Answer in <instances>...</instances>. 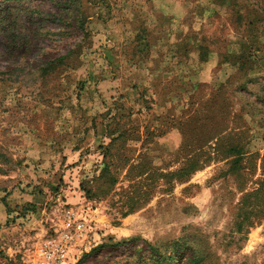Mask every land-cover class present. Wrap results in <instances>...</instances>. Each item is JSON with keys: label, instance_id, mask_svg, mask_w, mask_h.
Here are the masks:
<instances>
[{"label": "rangeland", "instance_id": "1", "mask_svg": "<svg viewBox=\"0 0 264 264\" xmlns=\"http://www.w3.org/2000/svg\"><path fill=\"white\" fill-rule=\"evenodd\" d=\"M263 178L264 0H0V264L65 190L94 225L65 264H264Z\"/></svg>", "mask_w": 264, "mask_h": 264}, {"label": "built area", "instance_id": "2", "mask_svg": "<svg viewBox=\"0 0 264 264\" xmlns=\"http://www.w3.org/2000/svg\"><path fill=\"white\" fill-rule=\"evenodd\" d=\"M60 216L51 231L41 238L33 250L36 264H63L82 252L89 233L94 229L93 218L82 210L58 203Z\"/></svg>", "mask_w": 264, "mask_h": 264}, {"label": "trees", "instance_id": "3", "mask_svg": "<svg viewBox=\"0 0 264 264\" xmlns=\"http://www.w3.org/2000/svg\"><path fill=\"white\" fill-rule=\"evenodd\" d=\"M260 186L262 187L261 189H264V178L261 180ZM60 202H64L67 205L69 204V205H71L73 207H76V208H78L76 206V204H79V203H76L75 205H73L72 203L67 202V200H66L65 197H61L60 198ZM36 208H37L36 207V202H34V200L33 201H29L26 204H22L19 207L20 210H22V209L25 210V213H26V217L27 218H30V217L33 216V213H34V211H35ZM80 210H82V209H80ZM82 211L85 214H88L84 210H82ZM135 239H137V238H133V239L127 241V242L131 243ZM148 247H149V256L147 258H149L150 261H152L154 264H170L169 260L171 258H175L176 260L179 259L177 257V252H175L173 254L172 253H167L166 251L162 250L160 247L155 246V245H151V244H148ZM195 263L198 264L196 261H195Z\"/></svg>", "mask_w": 264, "mask_h": 264}, {"label": "crops", "instance_id": "4", "mask_svg": "<svg viewBox=\"0 0 264 264\" xmlns=\"http://www.w3.org/2000/svg\"><path fill=\"white\" fill-rule=\"evenodd\" d=\"M18 196V202H20V204H26L29 201H33V200H37L40 197L37 196L36 194H33L32 192L26 191V192H20V194L16 191H13L8 198L13 199V198H17ZM59 196L65 197L67 202L72 203V204H76L80 202V195H78V193L75 190H69V191H64L62 194H60ZM9 216V215H8Z\"/></svg>", "mask_w": 264, "mask_h": 264}, {"label": "bare ground", "instance_id": "5", "mask_svg": "<svg viewBox=\"0 0 264 264\" xmlns=\"http://www.w3.org/2000/svg\"><path fill=\"white\" fill-rule=\"evenodd\" d=\"M67 261H65L63 264H65Z\"/></svg>", "mask_w": 264, "mask_h": 264}]
</instances>
